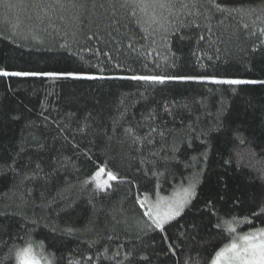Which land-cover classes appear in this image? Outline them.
Returning <instances> with one entry per match:
<instances>
[{"label": "trees", "instance_id": "trees-1", "mask_svg": "<svg viewBox=\"0 0 264 264\" xmlns=\"http://www.w3.org/2000/svg\"><path fill=\"white\" fill-rule=\"evenodd\" d=\"M224 2L257 8L261 0ZM113 5L97 0L93 9L89 3L79 22L73 19L74 10L57 7L45 13L31 0L13 9L0 7V68L83 69L109 77L160 71L264 79V46L252 52L264 39L258 31L264 19H257L258 12L242 16L213 10L212 34L201 17L199 29L182 30L188 38H170L168 48L157 37L156 52L145 56L141 53L149 48L144 45L151 47V41L144 40L131 9L121 8L116 0ZM17 18L19 26L13 28ZM200 34L205 35L203 41H198ZM65 43L71 46L62 47ZM116 63L121 67H114ZM172 63L175 69L169 67ZM152 126L165 131V137L153 134L151 145L133 143V135L125 131L132 128L143 137ZM214 127L222 130L208 132ZM173 143H179V152H172ZM172 155L180 163L168 160ZM14 158L19 175L6 167ZM165 161L170 171H165ZM37 163L40 175L24 180V173L36 170ZM105 166L122 181H113L107 192L96 191L94 182L82 183ZM194 173H200L196 196L180 216L164 233L147 228L141 232L137 225L144 226L147 217L137 201L145 195L149 203L171 197L188 186ZM261 206L264 85L0 77V258L13 245L23 249L31 244L51 264H211L215 252L233 240L226 222L238 230L262 228L264 215H253ZM69 226L77 231L66 233ZM165 235L167 240L162 239ZM126 253H131L128 259ZM18 262L13 257L6 264Z\"/></svg>", "mask_w": 264, "mask_h": 264}, {"label": "snow or ice", "instance_id": "snow-or-ice-1", "mask_svg": "<svg viewBox=\"0 0 264 264\" xmlns=\"http://www.w3.org/2000/svg\"><path fill=\"white\" fill-rule=\"evenodd\" d=\"M24 0H17L16 3H12L11 0H0V7L6 9H13L22 4ZM110 5H113V0H107ZM119 3L121 8L131 9L130 15L134 18V22L139 26L144 33V40L151 41V47L148 44H145L144 47L149 48L147 52L141 53V55L150 56L152 52H156V46L158 45V39L165 42V46L170 48L169 40L170 38L176 39H185V35L182 34L183 29H189L195 27L199 29L201 24L198 22V19L202 17L205 22V27L207 28L208 34H212V25L211 20L214 18L212 13L213 10L216 13L220 14H229L239 13L243 15H254L257 12L259 15L257 19H264V0H261V3L257 8L252 7H230L225 4L224 0H116ZM31 3L34 7L43 8L45 13L48 9L55 10L57 7L61 10H74L75 14L73 19L77 22L80 21V17L88 9L89 3L91 7L95 9L97 7V0H31ZM114 6V5H113ZM100 8H104L103 3L99 4ZM203 9V11H201ZM41 22H42V18ZM60 19H64L63 16ZM219 24H224V20L221 19L218 21ZM255 23V21H253ZM19 26V19L17 22L13 23L12 27L17 28ZM244 28H248L249 25L245 23ZM260 36H264V27L259 28ZM250 35H256L255 32L250 33ZM76 33H73V43H76L75 40ZM92 36H89L88 39H92ZM205 39L204 34L198 36V41H203ZM71 45L65 43L62 47H70ZM264 46V39L259 41V44L253 45L252 52H257L262 49ZM129 49L136 51L133 48V45L129 43ZM88 51H92L88 49ZM99 53V49L96 50ZM219 51V49H217ZM159 53H157L158 55ZM261 54H264V50H261ZM109 60H112V56L105 52L103 53ZM172 55H175L173 53ZM211 59V57H209ZM155 64L156 69L160 68L159 64ZM147 67V64L144 65ZM114 67L119 68L121 65L119 63L114 64ZM169 67L175 69V63L169 65ZM103 71V69H100ZM133 71V69H129ZM0 77H49L54 79H66V80H107V79H127L132 81H142L151 84H165L166 82L174 81H210L216 85H254L260 84L264 85V79H240V78H230V77H218L212 75H185V74H172L168 72L157 71L155 74H133L127 77H109V76H97L92 74L89 71L83 69H74V70H61V71H12L5 68H0ZM171 115V110L166 109ZM19 116H14L13 119H19ZM221 127H214L209 129L208 132H220ZM126 133L133 135V143H138L143 146L144 142L147 141L149 145L153 143V134L158 135L161 138L165 137V131L158 129L155 126H152L148 133L143 137L140 135H134V130L132 128L125 129ZM173 132V130H169ZM208 133H204L207 135ZM179 143H183L180 141ZM179 143H173L171 145V150L173 153L179 152L180 147ZM190 144V141H188ZM154 156H158V153H152ZM204 159L207 158V152L202 154ZM193 159H196L195 157ZM168 160L178 161V158L175 155L168 157ZM155 163V162H153ZM16 159L14 158L11 163L6 165L8 170L12 171L16 175H19V169L16 168ZM165 171H170L167 166V161H165ZM42 172V168L39 163L36 164V170L31 172L24 173V180H35ZM107 177L105 180H100L102 176ZM153 175L161 176L163 172H153ZM200 173H194L193 178L189 180L188 187L182 188L180 193L175 194L172 198H162L157 200L155 203L148 202V196L141 200H138L140 207L145 209L143 215L147 217V222L144 226L137 225L138 229L141 232H144L145 229L159 230L161 233L166 231L165 226L169 224L170 221L174 220L176 217L180 216L181 212L184 211L185 207L191 203L193 198L196 196V185L199 182ZM121 182L122 178L117 174V172L108 170L107 166L100 167L98 171L90 178V180H85L82 183L86 186L89 182H94L96 185V191L98 192H107L112 187V182ZM23 183V181H21ZM15 191V189H14ZM31 190L29 189V192ZM20 200L26 203L23 193L20 194ZM209 206H211V201H209ZM70 207V206H69ZM254 218L260 215H264V206L260 207L259 213H254ZM247 220V218H245ZM233 221H237L233 217ZM150 222V223H149ZM35 223V222H34ZM228 225L229 233H235L236 228L232 227L231 223L226 222ZM193 229L196 228V225H191ZM220 227V225H216ZM68 234H72L77 229L69 226L64 229ZM112 239V237H108ZM162 239L167 240L168 237L165 235ZM194 239V237H193ZM237 239L240 241L237 243ZM43 247V245H41ZM169 250L174 254L175 249L172 248L171 244L168 245ZM119 256L120 253L115 254ZM131 256V253L125 254V259H128ZM16 257L20 264H42L40 259H37L34 250L29 244L27 247L20 249L13 245L8 249V253L0 258V264H6V261ZM89 260L92 259L91 256L88 257ZM142 259L147 260L148 257L144 256ZM46 264H51V261H47L45 258ZM69 264H79V261H70ZM211 264H264V227L256 228L254 231L248 232L243 236L234 238L230 244L225 245L219 251L215 252L214 258L211 260Z\"/></svg>", "mask_w": 264, "mask_h": 264}, {"label": "rangeland", "instance_id": "rangeland-1", "mask_svg": "<svg viewBox=\"0 0 264 264\" xmlns=\"http://www.w3.org/2000/svg\"><path fill=\"white\" fill-rule=\"evenodd\" d=\"M106 178L105 177H100V180L102 181V180H105ZM185 187H188V186H182V187H180L179 188V190H178V193H180L181 192V189L182 188H185ZM177 194V193H176ZM175 195V194H174ZM173 195V196H174ZM173 196H171V197H167V198H172ZM160 200V199H159ZM152 203H154V202H152ZM236 228V232L235 233H233V235H234V237H233V239L234 238H238L239 236H243V235H245V234H247L248 232H251V231H254L255 229H248L247 231H244V230H238L237 229V227H235ZM259 228H261V227H259ZM240 241L237 239V243H239ZM32 248H33V250H34V253H35V255H36V257H37V259H40L41 260V262H42V264H46V261H45V259H43L40 255H39V252H40V250H39V248L37 247V246H32ZM37 251H38V254H37ZM18 264H20V262H18Z\"/></svg>", "mask_w": 264, "mask_h": 264}]
</instances>
